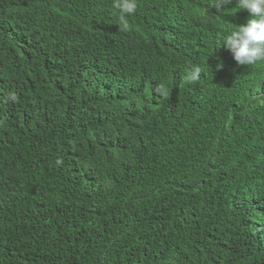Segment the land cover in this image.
<instances>
[{
    "label": "trees",
    "instance_id": "1",
    "mask_svg": "<svg viewBox=\"0 0 264 264\" xmlns=\"http://www.w3.org/2000/svg\"><path fill=\"white\" fill-rule=\"evenodd\" d=\"M137 4L0 0V264H264V62L219 46L252 17Z\"/></svg>",
    "mask_w": 264,
    "mask_h": 264
},
{
    "label": "clouds",
    "instance_id": "2",
    "mask_svg": "<svg viewBox=\"0 0 264 264\" xmlns=\"http://www.w3.org/2000/svg\"><path fill=\"white\" fill-rule=\"evenodd\" d=\"M233 0H211L210 8L216 12H223L229 9L227 6ZM112 5L119 11V20L122 30L129 29L128 17L133 15L138 7L137 0H112ZM237 10L244 9L250 14L246 22L235 24L231 30L221 34L220 45L227 48L237 65H255L264 62V0H236ZM218 59L217 68L223 66ZM202 68L199 65H192L187 69L186 78L191 81L198 80ZM15 99V96H12Z\"/></svg>",
    "mask_w": 264,
    "mask_h": 264
}]
</instances>
